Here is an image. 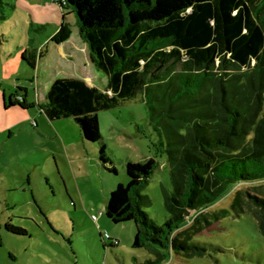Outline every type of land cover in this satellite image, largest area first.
Segmentation results:
<instances>
[{
	"label": "trees",
	"instance_id": "1",
	"mask_svg": "<svg viewBox=\"0 0 264 264\" xmlns=\"http://www.w3.org/2000/svg\"><path fill=\"white\" fill-rule=\"evenodd\" d=\"M61 6L77 15L81 38L108 89L76 77L57 79L43 113L51 121L73 118L85 142L101 145L104 169L117 174L99 113L141 95L166 143L173 190L165 205L171 218L160 226L144 211L152 205L142 192L158 169L154 158L126 163L129 183L111 193L106 215L117 225L135 224L133 248L157 255L149 264L164 263L159 249L205 256L206 249L190 237L173 233L229 188L264 180V0H62ZM66 16L55 44L72 37ZM44 57V52L34 55L36 61ZM17 97L11 95L6 110L34 107L25 96ZM257 202L264 234V199ZM6 231L27 236L10 224Z\"/></svg>",
	"mask_w": 264,
	"mask_h": 264
},
{
	"label": "rangeland",
	"instance_id": "2",
	"mask_svg": "<svg viewBox=\"0 0 264 264\" xmlns=\"http://www.w3.org/2000/svg\"><path fill=\"white\" fill-rule=\"evenodd\" d=\"M61 2L0 0V264H149L157 255L133 248L135 224H114L106 210L111 193L129 183L126 163L154 158L158 169L142 192L152 205L144 211L157 225L170 220L165 196L173 184L165 141L141 95L100 112L107 156L117 171L109 173L100 162L101 145L85 142L73 118L52 122L41 111L56 79L92 75L106 89V75L90 65L78 36L77 15ZM64 13L74 32L65 53L74 60L48 39ZM42 52L45 57L36 61L34 55ZM11 95L25 96L34 107L6 110ZM256 199H264V180L231 187L217 202L192 212L173 236L190 237L206 249L205 256L159 249L166 257L162 264H264L262 207ZM7 224L27 236L10 235Z\"/></svg>",
	"mask_w": 264,
	"mask_h": 264
},
{
	"label": "crops",
	"instance_id": "3",
	"mask_svg": "<svg viewBox=\"0 0 264 264\" xmlns=\"http://www.w3.org/2000/svg\"><path fill=\"white\" fill-rule=\"evenodd\" d=\"M69 11V13H73V11L72 10H68ZM64 15H65V13L63 14V21H62V23L61 22H56V24L57 25H55L56 27H54L53 29H54V31H53V33L52 34H50L49 36H48V39L50 40V43H52V44H54L57 48H61V52L63 53V55L65 56V57H67V58H70L71 60H74V57L72 56V54L71 53H68V52H66L65 53V47L68 45V43L70 42V40L73 38V36H74V32H72V37H71V39L69 40V41H67L66 43H64V44H61V45H58V44H55V43H53L52 42V39H53V37L58 33V31L60 30V28H61V26H62V24H63V22H64ZM66 21H67V16H66ZM61 23V25H59ZM77 27H76V30H77V32H78V36L80 37V39H81V41H82V43H83V45H84V47H85V53L87 54V53H89V58H90V61H89V63H90V65L93 67V66H95L93 63H92V61H91V53H90V47H89V45L81 38V34H80V30H79V27H78V24L76 25ZM41 60H43V59H41ZM71 77H76V78H81V79H84L91 87H96V88H98L99 90H101V91H107V89H108V79H107V83H106V89L105 90H102V89H100L98 86H97V84L95 83V79L92 77V75H84V76H78V75H75V76H71ZM57 80V79H56ZM5 104H6V101H5ZM17 107V106H16ZM12 108H14V107H12ZM20 108V107H19ZM42 111V110H41ZM43 112V111H42ZM51 121V120H50ZM52 122H54V121H52ZM100 122H101V120H100ZM101 130L103 131V126H102V124H101ZM102 235V234H101Z\"/></svg>",
	"mask_w": 264,
	"mask_h": 264
},
{
	"label": "built area",
	"instance_id": "4",
	"mask_svg": "<svg viewBox=\"0 0 264 264\" xmlns=\"http://www.w3.org/2000/svg\"><path fill=\"white\" fill-rule=\"evenodd\" d=\"M106 238H107V239H110V236L107 235ZM118 243H119V242L116 241V244H118Z\"/></svg>",
	"mask_w": 264,
	"mask_h": 264
},
{
	"label": "water",
	"instance_id": "5",
	"mask_svg": "<svg viewBox=\"0 0 264 264\" xmlns=\"http://www.w3.org/2000/svg\"><path fill=\"white\" fill-rule=\"evenodd\" d=\"M16 107V106H15ZM19 107V106H18Z\"/></svg>",
	"mask_w": 264,
	"mask_h": 264
}]
</instances>
